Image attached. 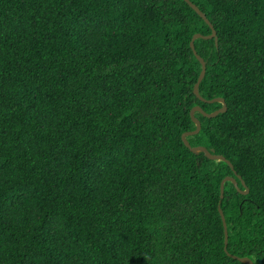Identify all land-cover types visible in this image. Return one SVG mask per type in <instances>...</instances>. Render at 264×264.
<instances>
[{"label":"trees","instance_id":"1","mask_svg":"<svg viewBox=\"0 0 264 264\" xmlns=\"http://www.w3.org/2000/svg\"><path fill=\"white\" fill-rule=\"evenodd\" d=\"M191 1L234 169L185 0H0V264H264V0Z\"/></svg>","mask_w":264,"mask_h":264},{"label":"water","instance_id":"2","mask_svg":"<svg viewBox=\"0 0 264 264\" xmlns=\"http://www.w3.org/2000/svg\"><path fill=\"white\" fill-rule=\"evenodd\" d=\"M211 27L212 32L209 35H204L202 33H197L193 36L192 41L190 43L191 48L194 51V54L196 55L197 59L199 60V62L202 65V70L201 73L199 75L198 81L195 84L194 87V93L202 100V101H208V102H219L222 103V107L217 109L216 111L212 112V113H208L206 112L201 106L197 105L195 107L192 108L191 110V116L193 121H195L196 123V129L193 131H187L184 132L182 135V139L185 142V144L195 153H200V152H204L209 158L211 159H216V160H223L226 161L231 167L232 169H234V165L232 164V162L227 159L225 156L220 155V154H215L210 152L206 147L204 146H195L193 147L189 140H188V136L191 135H195L198 134L201 131L202 128V124L201 121L195 116V113L197 111L201 112L203 115L207 116V117H216L217 115L221 114V113H225L228 110V106L227 103L225 101L224 98L218 97V98H214L212 100H206L199 91V87H200V83L202 82V80L204 79L205 75H206V71H207V61L198 53L196 46H195V40L198 38H204V39H215L216 45L218 46L219 43V38L217 35V31L214 28L213 24L211 23V21L209 20V18L207 17V15L199 8V6H197L193 1L191 0H185ZM241 178V176H239ZM227 181H231L233 182L239 191H241L242 193H248L249 189L246 190H241L238 186V183L235 179V177L233 176H227L225 177L222 182H221V200H220V205H219V212L221 214L223 223H224V228H225V249L227 250V246H228V241H229V232H228V224H227V220L225 217V213L221 207V202L224 199L225 196V183ZM242 183L245 185V182L242 180ZM235 258H237L236 256H234ZM240 259L242 262L247 263V264H254V262L249 259V258H238Z\"/></svg>","mask_w":264,"mask_h":264}]
</instances>
